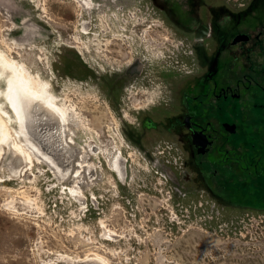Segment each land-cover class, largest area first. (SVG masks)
<instances>
[{"label":"rangeland","instance_id":"rangeland-1","mask_svg":"<svg viewBox=\"0 0 264 264\" xmlns=\"http://www.w3.org/2000/svg\"><path fill=\"white\" fill-rule=\"evenodd\" d=\"M2 1L0 49L10 48L16 59L38 70L60 101L77 112L76 140L98 147L93 155L98 170L83 189L86 199L76 201L67 189L55 187L61 183L46 163L21 174L22 164L6 160L10 152L15 158L6 150L0 161V264H77V258L96 254L108 264H264V211L236 208L237 194H212L214 199L196 182H174L123 132L136 126V93L160 100L164 86L183 74L184 59L192 57L194 39L202 35L195 29L201 23L215 28L205 49L219 44L223 75L229 68L240 75L254 70L260 79L264 0L238 12L236 7L250 0L243 6L225 0L227 7L221 0H120L115 7L93 0L97 5L90 12L79 0H13L17 10ZM81 19H88L89 33L80 32ZM34 23L46 31H36ZM257 31L263 33L259 39ZM237 32L250 41L231 46L229 38ZM70 43L88 49L99 63L108 62L106 49L114 48V58L122 61H110L105 69L125 68L140 58L143 70L140 78L127 79L118 99L121 110L100 83L60 71L67 67L58 63L57 50ZM260 118L253 115L252 122ZM114 151L124 157L122 180L101 157ZM214 200L221 206L218 217L206 220ZM247 215L263 221L247 226Z\"/></svg>","mask_w":264,"mask_h":264},{"label":"flooded vegetation","instance_id":"flooded-vegetation-1","mask_svg":"<svg viewBox=\"0 0 264 264\" xmlns=\"http://www.w3.org/2000/svg\"><path fill=\"white\" fill-rule=\"evenodd\" d=\"M252 1L235 11L245 9ZM221 3L229 5L225 0ZM195 29L202 35L194 39V46L190 45L192 57L187 62L184 59L183 74L164 86L160 100L151 101L136 93V126H125L123 132L174 182H196L200 192L214 199L215 194H237L233 203L236 208L264 211V67L260 79L253 75L254 70L240 75L229 68L223 75L219 44L208 47L207 53L205 49V40L213 39L215 28L201 23ZM261 34L257 31L256 38ZM249 38L247 33L237 32L229 38V44L248 43ZM66 45L57 50L58 63L67 67H60V71L75 79L100 83L111 103L121 110L118 99L127 79H138L143 70L140 58L125 68L111 65L112 69H105L103 65L110 61H122L114 58V48L106 49L110 53L108 62L99 63L88 49ZM259 113L260 121L252 122V116ZM218 203L214 200L210 207L218 210Z\"/></svg>","mask_w":264,"mask_h":264},{"label":"bare ground","instance_id":"bare-ground-1","mask_svg":"<svg viewBox=\"0 0 264 264\" xmlns=\"http://www.w3.org/2000/svg\"><path fill=\"white\" fill-rule=\"evenodd\" d=\"M79 1L87 12L97 5L93 0ZM118 2L120 0H103V4L110 3L113 7ZM88 22V19L79 21L83 34L89 33ZM9 49H0V161L6 150L12 151L15 158L10 152L6 160L22 164L21 174L33 172L34 166L46 163L61 183L55 187L67 189L80 201L85 198L84 187L89 186L92 175L97 174L98 165L93 155L98 147L77 142L76 128L80 122L77 112L60 101L48 79L16 59ZM101 157L108 162L114 178L122 180L126 174L124 157L116 151L102 152ZM109 235L114 233L110 231ZM77 259V264H100L96 259L108 264L97 254Z\"/></svg>","mask_w":264,"mask_h":264},{"label":"built area","instance_id":"built-area-1","mask_svg":"<svg viewBox=\"0 0 264 264\" xmlns=\"http://www.w3.org/2000/svg\"><path fill=\"white\" fill-rule=\"evenodd\" d=\"M229 1L232 2L236 6H243L244 3H246L247 0H229ZM199 205L202 206L201 203H199ZM202 209L205 210V208H202ZM209 211L210 212H207V214H206V217H207V218L205 217L206 220L218 217V212L216 210L210 208ZM244 219H246L247 226L248 225H255V224H258L259 221H263V219H261V218L259 220H257V217H254V216L249 217L248 215ZM219 226L221 227L222 225L219 224Z\"/></svg>","mask_w":264,"mask_h":264},{"label":"water","instance_id":"water-1","mask_svg":"<svg viewBox=\"0 0 264 264\" xmlns=\"http://www.w3.org/2000/svg\"><path fill=\"white\" fill-rule=\"evenodd\" d=\"M3 2V1H2ZM6 2H7V0H4V4L5 5H9V6H11V7H17L16 8V10L17 9H19L18 7L19 6H16V4H15V2L13 1V0H8V3L6 4ZM13 5V6H12ZM23 33H25V34H27V33H29L30 32V30H29V27L25 24V23H23ZM32 28H34V29H37L36 31H39V30H41V31H46V29L43 27V26H40V25H38V24H32ZM49 32H51L50 30H49Z\"/></svg>","mask_w":264,"mask_h":264}]
</instances>
